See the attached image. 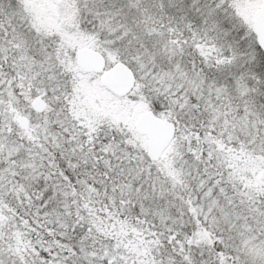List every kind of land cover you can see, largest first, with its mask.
<instances>
[{
  "label": "snow or ice",
  "instance_id": "1",
  "mask_svg": "<svg viewBox=\"0 0 264 264\" xmlns=\"http://www.w3.org/2000/svg\"><path fill=\"white\" fill-rule=\"evenodd\" d=\"M0 264H264V0H0Z\"/></svg>",
  "mask_w": 264,
  "mask_h": 264
}]
</instances>
